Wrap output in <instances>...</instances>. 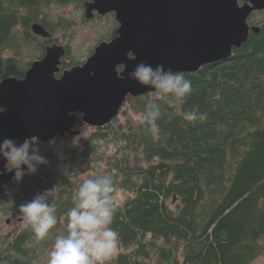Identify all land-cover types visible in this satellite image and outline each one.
Returning <instances> with one entry per match:
<instances>
[{
	"label": "trees",
	"instance_id": "16d2710c",
	"mask_svg": "<svg viewBox=\"0 0 264 264\" xmlns=\"http://www.w3.org/2000/svg\"><path fill=\"white\" fill-rule=\"evenodd\" d=\"M71 1L84 8L88 0H0V81L25 77L33 62L20 58L26 44H34L38 59L45 56L57 41L54 32L71 23L64 17L52 20L51 5ZM36 22L52 36L36 35ZM260 27L232 56L183 73L193 91L182 104L155 100L152 93L129 98L126 103L138 117L148 103L160 107L158 133L138 117L117 116L64 150L73 163L97 156L106 164L97 176L111 175L116 192L130 193L116 203L111 227L119 234L120 252L107 264H251L264 254V21ZM65 47L68 56L71 48ZM72 64L63 60L62 71ZM185 111L207 119L188 122ZM111 144L114 152L105 158ZM66 173L46 176L54 188L48 201L57 225L44 242L25 227L0 246V264H38L42 243L50 246L66 234L67 211L82 182ZM32 181L41 184L38 177ZM19 190L30 193L24 181Z\"/></svg>",
	"mask_w": 264,
	"mask_h": 264
},
{
	"label": "water",
	"instance_id": "95a60500",
	"mask_svg": "<svg viewBox=\"0 0 264 264\" xmlns=\"http://www.w3.org/2000/svg\"><path fill=\"white\" fill-rule=\"evenodd\" d=\"M84 7L87 19L115 13L120 24L117 35L60 76L67 49L54 44L32 62L25 77H4L0 142L5 137L19 144L25 138L47 142L74 136L80 133L76 128L80 120L105 126L119 116L129 96L152 93L129 79L135 65L163 64L165 70L197 72L232 56L252 32L260 31L249 18L264 10V0H91ZM32 29L43 38L52 36L39 22ZM70 111L76 115H68ZM5 164L0 156V169ZM14 171L0 175V193L5 183L14 180Z\"/></svg>",
	"mask_w": 264,
	"mask_h": 264
},
{
	"label": "clouds",
	"instance_id": "9594fccd",
	"mask_svg": "<svg viewBox=\"0 0 264 264\" xmlns=\"http://www.w3.org/2000/svg\"><path fill=\"white\" fill-rule=\"evenodd\" d=\"M129 79L149 87L152 89V98L166 101L169 105L182 104L193 91L191 81L181 71H173L171 68L165 70L163 64L153 68L151 64L140 62L129 73ZM146 108L148 111L138 117V122L147 123L152 133H158L160 107L148 103ZM74 114L72 111L68 113L70 116ZM183 119L188 122L203 121L207 116L185 111ZM79 139V134L74 135L73 145L78 144ZM38 142V137H34L25 138L17 144L13 139L5 137L0 142V156L6 164L4 169H0V175L4 171L15 170L14 178L19 181L24 174L22 166L26 165L27 171L34 173L36 165L46 163L45 158L37 154L38 149L33 147ZM49 143L55 144V137ZM9 164L11 168L7 167ZM115 192L116 184L111 175L82 180L72 196L73 206L67 211L66 234L56 236L48 253L47 264H107L111 260L119 243V234L111 227L117 210ZM53 194L54 188L47 189L43 194L19 205L23 219L38 239L47 237L58 223L56 209L48 201Z\"/></svg>",
	"mask_w": 264,
	"mask_h": 264
},
{
	"label": "rangeland",
	"instance_id": "374dc122",
	"mask_svg": "<svg viewBox=\"0 0 264 264\" xmlns=\"http://www.w3.org/2000/svg\"><path fill=\"white\" fill-rule=\"evenodd\" d=\"M84 6V2H83ZM49 15L52 20H57L59 17L67 18L71 21L67 30L58 29L54 32V36L57 38L54 44H60L63 46L69 45L71 48L70 54L68 56L65 55L63 58L64 61L73 62V64L68 68L70 69L72 66L82 64L87 60V58L92 54L91 49L98 46L103 41H110L114 37H111L112 34L117 35V30L120 26L119 22L116 19L115 13H108L106 15H101L99 18L87 19L85 16V7H81V3L77 1H71L66 4L62 3H52L51 8L49 10ZM264 21V13L261 11L256 12L253 17L252 23L254 25H259ZM51 46V45H50ZM38 51H36L34 44H26L21 53L20 58L24 61H34L37 58ZM8 55L7 53L3 55V58ZM34 55V56H33ZM62 66V65H61ZM64 71V70H63ZM57 74L61 75L63 72ZM128 116L137 118V114L132 110L129 103H126L122 108L119 118L121 121H124ZM97 127L87 125L84 122H81L77 126V129L80 130L79 142L78 144H82L83 138L90 135ZM77 135V134H76ZM70 136V135H66ZM64 137H56V143L50 144L49 141L41 142L39 141L37 144L33 145V147L38 149V155H41L47 161L44 164L36 165V171L34 173L28 172L27 183L29 185V194L21 193L19 189H14L10 192V195L13 194V197H9L8 201V209L12 208L11 212L4 211L0 216V246H2V241L6 240L8 236H12L18 234L22 229L27 225L25 221L20 219L23 217L22 213L19 211V205L26 203V201H30L39 195L42 191H46L49 189L48 187V172H59L66 173L67 170L69 177L75 180H83L88 177H97L98 171H103L106 169V164L104 161H99L97 156H93V158H89L87 162L86 160H80L78 163H73L70 161L68 157L64 154V150L67 147H74L72 139H66ZM59 138V139H58ZM76 144V145H78ZM113 144L110 145L109 150L104 152V157L106 158L114 152ZM98 164V165H97ZM40 166V167H38ZM72 168V170H71ZM34 177H38L41 184H35L32 180ZM130 193L123 190L118 189L115 194V202H122ZM52 196L49 197V199ZM13 199V200H12ZM12 212L18 213L17 217L12 216ZM12 216V222L8 223L7 221ZM41 242H44L41 239ZM45 243L39 247L40 251L38 254V264H47L48 253L51 249L52 245L45 247ZM1 248V247H0ZM120 252V247L118 245L117 250L114 254ZM251 264H264V254L258 256L255 260L252 261Z\"/></svg>",
	"mask_w": 264,
	"mask_h": 264
},
{
	"label": "flooded vegetation",
	"instance_id": "af4514ba",
	"mask_svg": "<svg viewBox=\"0 0 264 264\" xmlns=\"http://www.w3.org/2000/svg\"><path fill=\"white\" fill-rule=\"evenodd\" d=\"M88 1H91V0H88ZM86 2V1H85ZM101 15H99V14H96L95 15V17H94V19L95 18H99ZM89 20V19H88ZM250 23V22H249ZM251 24V23H250ZM251 25H254V24H251ZM67 54V53H66ZM64 60V59H63ZM84 63V62H83ZM124 67L122 66V67H119V70L120 71H122V69H123ZM130 97H132V96H129L128 97V101H129V98ZM127 101V102H128ZM80 122H82L81 120H80ZM79 122V123H80ZM79 123H78V125H79ZM77 125V126H78ZM77 128V127H76ZM7 167H9V168H11V165L9 164V165H7ZM22 170H23V172H24V174H23V176L21 177V179H20V182L19 181H17L15 178H14V180L13 181H10V182H8V183H5L4 185H3V191L0 193V216L2 215V213L4 212V211H7V212H11L12 211V208L11 209H8V201H9V199H11V198H9L10 196H9V194H10V192H11V188H14V189H19V186H20V183L22 182V181H24V182H26L27 183V179H28V171H27V166L25 165V166H22ZM13 200V199H12ZM7 203V204H6ZM17 215H18V213H16V212H12V216L13 217H17ZM12 216L11 217H9L10 219L7 221L8 223H10V222H12ZM20 219H22L23 221H25L24 219H23V217H20ZM28 225H26L25 227H27ZM23 230V229H22ZM21 230V231H22ZM20 231V232H21ZM19 232V233H20ZM18 233V234H19ZM18 234H15V235H10V236H8V238H6V240H3L1 243H2V245L7 241V240H9V239H11V238H14L15 236H17ZM0 236H1V234H0Z\"/></svg>",
	"mask_w": 264,
	"mask_h": 264
},
{
	"label": "bare ground",
	"instance_id": "6f19581e",
	"mask_svg": "<svg viewBox=\"0 0 264 264\" xmlns=\"http://www.w3.org/2000/svg\"><path fill=\"white\" fill-rule=\"evenodd\" d=\"M30 68V67H29Z\"/></svg>",
	"mask_w": 264,
	"mask_h": 264
}]
</instances>
